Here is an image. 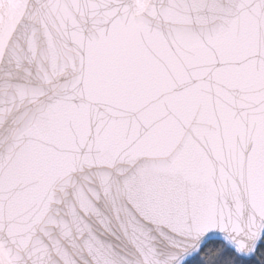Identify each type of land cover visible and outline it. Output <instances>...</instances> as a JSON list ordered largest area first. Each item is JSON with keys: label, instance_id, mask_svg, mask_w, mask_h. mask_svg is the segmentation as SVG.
Here are the masks:
<instances>
[{"label": "snow or ice", "instance_id": "1", "mask_svg": "<svg viewBox=\"0 0 264 264\" xmlns=\"http://www.w3.org/2000/svg\"><path fill=\"white\" fill-rule=\"evenodd\" d=\"M0 264H264V0H0Z\"/></svg>", "mask_w": 264, "mask_h": 264}]
</instances>
